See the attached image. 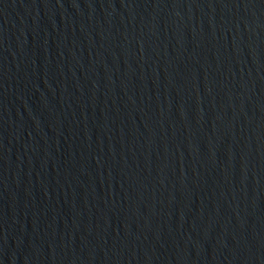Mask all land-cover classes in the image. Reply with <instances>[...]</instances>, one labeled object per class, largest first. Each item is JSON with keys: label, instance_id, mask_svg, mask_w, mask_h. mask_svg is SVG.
I'll list each match as a JSON object with an SVG mask.
<instances>
[{"label": "water", "instance_id": "1", "mask_svg": "<svg viewBox=\"0 0 264 264\" xmlns=\"http://www.w3.org/2000/svg\"><path fill=\"white\" fill-rule=\"evenodd\" d=\"M0 264H264V0H0Z\"/></svg>", "mask_w": 264, "mask_h": 264}]
</instances>
